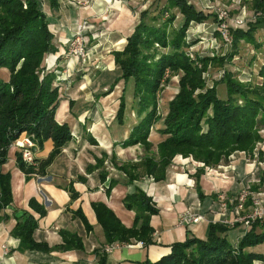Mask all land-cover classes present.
Returning <instances> with one entry per match:
<instances>
[{
  "label": "trees",
  "instance_id": "16d2710c",
  "mask_svg": "<svg viewBox=\"0 0 264 264\" xmlns=\"http://www.w3.org/2000/svg\"><path fill=\"white\" fill-rule=\"evenodd\" d=\"M44 1L52 10L59 7L60 0H0V69L9 72L7 81L0 79V217L7 218L5 211L12 210L16 224L11 235L19 240V250L50 253L82 250V242L67 232L61 234L62 243L55 247L36 242L33 233L37 221L25 211L12 209L10 175L1 172L7 163L10 146L22 135L32 138L39 148L48 140L53 143L48 158L38 161L35 166V163L25 164L17 155L16 166L26 179L33 173L43 176L72 140L68 125H60L54 119L58 104L54 72H46L41 66L46 55L56 52L51 22L42 9ZM249 4L256 17L244 28H231V47L223 56L194 59L189 56L186 34L190 24L202 23L210 17L215 21L216 17L212 12L197 11L187 0H165L156 14L142 12L125 48L113 53L120 76L111 89L120 81L125 85L131 81L136 114L140 118L123 146L140 145L144 152L138 162L117 166V170L126 176L127 185H133L141 177L155 182L164 180L166 167L177 156L191 158L203 165L196 176L198 180L205 168L226 163L235 152L253 155L258 144L263 142L264 62L260 63L255 75L250 71L251 79L246 82L240 81L239 73L232 69L233 59L242 54L241 43L250 46L254 52L264 49V38L261 41L258 38L259 32L264 33V0H251ZM175 11L183 17V23L177 29L174 28ZM255 59L256 56L252 57L245 68H251ZM196 63L201 65L200 68ZM210 67L223 69V74L208 85L203 74ZM166 72L170 73L168 77ZM176 75H180L178 92L168 103L167 114L162 118L157 112L158 95L171 76ZM218 84L225 87L224 98L218 95ZM125 107V98L121 96L116 114L121 125ZM161 120L162 128L158 133L165 139L153 153L158 156L155 160V156L150 155L152 145L148 138L151 129ZM102 164L103 159L87 169L91 171ZM105 177L102 172L100 181ZM112 186L110 183L108 190ZM70 196L74 200L77 194L72 192ZM123 205L134 213L131 228L124 227L102 203L91 205L106 243L126 244L135 240L144 246L151 245L150 218L158 213L151 198L136 188L126 195ZM251 205L252 200L248 198L245 206ZM29 207L40 217L46 214L44 206L34 199L29 201ZM77 215L90 230L81 212ZM228 230L225 225L212 223L206 240L188 237L182 243L173 244L167 257L140 264H252L256 257L244 249L264 242V219L254 222L238 244L229 243ZM99 264H104V260L101 259Z\"/></svg>",
  "mask_w": 264,
  "mask_h": 264
},
{
  "label": "crops",
  "instance_id": "0c3cea01",
  "mask_svg": "<svg viewBox=\"0 0 264 264\" xmlns=\"http://www.w3.org/2000/svg\"><path fill=\"white\" fill-rule=\"evenodd\" d=\"M136 1L60 0L57 10L50 9L46 4L47 11L44 13L50 19L54 45H57L56 52L48 56L44 67L60 71L66 69L68 64L75 66L70 79L56 85L58 104L54 114L58 124L68 125L72 140L63 147L43 176L33 173L25 178L16 166L18 152L15 147H10L7 163L2 166L1 172L10 175L12 209L25 211L37 221V229L33 233L36 242L55 247L62 243L61 234L67 232L80 238L83 249L50 253L19 250V240L11 235L16 220L11 214L12 210L8 209L5 211L7 218L0 217V256L3 257L0 264H99L101 259L104 264H140L145 260L154 263L167 257L173 244L182 243L188 237L206 240L212 223L223 225L222 221L233 220L237 215L243 216L251 208L244 206L243 211L237 214L235 205L229 204L228 209L223 211L219 195L224 194L229 200H233L247 190L254 199L264 200V132L263 142L258 144L253 155L235 152L226 163L215 168H205L198 180L196 176L203 165L180 156L175 157L166 167L164 180L159 182L141 177L133 185H127L126 176L117 170V166L122 163L138 162L143 152L137 146H123L140 118L137 117L133 100V83L130 81L125 85L120 81L111 89L120 76L113 53L125 48L127 38L134 32L142 12L156 14L163 7L155 11V0ZM218 1L187 0V3L197 11L208 14L210 12L204 11V6L218 5ZM175 13L174 23L177 21L178 26L174 25V28L177 29L182 25L183 17L177 11ZM79 27L89 60L77 64L66 59L65 55L67 56L69 39L79 31ZM190 31L193 33L192 37H189ZM187 34V52L191 58H212L226 53L224 48L216 52L217 49L211 47L214 39L217 40L215 46L220 47L213 17L202 23L190 24ZM258 38L262 40L263 37L258 35ZM249 70L253 75L257 73L254 69ZM8 78L7 70L0 69V79L7 81ZM222 86L224 87L223 84L217 85L218 93ZM121 96H124L125 103L131 97V111L136 114L132 119L124 112L122 125L116 119ZM167 111L168 104L164 112L159 113L160 116L164 118ZM158 129L160 128L155 127L149 135L154 148L164 140V137L156 133ZM52 150L51 140L44 142L41 148L34 149V166L38 161L47 159ZM112 156L115 157L113 160ZM102 159V167L88 171V167L95 166L96 161ZM102 172L106 177L101 182ZM110 183L113 186L108 190ZM136 188L151 198L158 211L150 218L153 243L144 246L133 240L126 244H107L91 205L102 203L124 227L131 228L134 225V213L124 207L123 200ZM72 192L77 194L74 200L70 196ZM31 199L44 206L46 214L43 217L29 207ZM78 212L86 219L90 230L85 228ZM185 212L202 217L203 220L178 226V221ZM248 231L250 229L238 223L229 228L227 240L231 245L238 244ZM4 245L9 247L6 256H3L2 251ZM108 245L116 247L106 254L102 249ZM244 251L256 257L252 264H264V242L247 247Z\"/></svg>",
  "mask_w": 264,
  "mask_h": 264
},
{
  "label": "rangeland",
  "instance_id": "374dc122",
  "mask_svg": "<svg viewBox=\"0 0 264 264\" xmlns=\"http://www.w3.org/2000/svg\"><path fill=\"white\" fill-rule=\"evenodd\" d=\"M250 1L251 0H219L218 1V5L206 4L204 6V11H208V12H212L213 13L215 9H225L228 12L229 17H230V20H231L232 18H235L236 16L240 15L241 14V11L244 9L246 11V13L245 14H242L241 16H243L245 18V15H246V18L245 19L248 21V20H251L252 19V15H254L256 17V15L253 13V11L250 10V7H249L250 6V4H249ZM136 2L139 3L141 1L140 0H137ZM46 4L48 5V3H46L44 1L43 2V8H42L43 9V12L44 11H47V5ZM163 4H164V0H155V2H154L155 11L158 10L161 6H163ZM174 25H177L178 26L177 21H176V23H174ZM196 32H198V31L196 30ZM192 34H193L192 31H190V33H189L190 36L188 34H186L187 40L189 39L188 36L189 37H192L193 36ZM195 34H197V33H195ZM258 35H260L261 37L264 38V33L259 32ZM260 41H261V39H260ZM216 43H217V40L214 39L212 41V46H211L212 48L217 49L216 52L220 48L226 49V52L230 50V47H224L222 45V43L219 42V41H218V43L220 44V47L218 48V45L215 46ZM55 45H57V44H55ZM84 47H85V44H84ZM67 48H69V46ZM240 48H241L242 54L240 56H238V57H236V58L233 59L232 63L234 64V67L232 69L234 71H236V72L239 73L238 74V78L240 79V81L246 82L247 79H251V77L249 78L248 75L246 76V74L250 73V70H249L250 68L249 69H246L245 68V66L247 65V62L252 57L256 56L255 61L252 63L253 65H251L252 66L251 69H254L255 71H257L260 63L261 62H264V60H262L264 58V49H261L260 51L257 50V51L254 52L253 49L250 46H245V44H243V43L240 44L239 49ZM50 55L51 54H48V55H46L43 58V61H42V64H41L42 67H44V65H46V63L48 62V59H49L48 56H50ZM241 56H242V58H241ZM65 57H66V59L68 58L66 55H65ZM191 59H194V58H191ZM196 64L200 68L201 65L198 64V63H196ZM44 69H45L46 72H50V71H53L54 72V75H55L54 87L56 88V85H59L60 83L67 82L70 79V77L72 76V74L75 71V66L74 65L71 66V65L68 64L66 69H62L60 71H56L55 69H53V68H51L49 66L47 68H44ZM222 74H223V69L210 67L208 69V71H206L203 74V77H205V79L207 80L208 85H211L212 84V80L221 77ZM169 75H170V73L166 72V77H168ZM58 78L60 80H58ZM179 78H180V75L171 76L170 81L167 84V86H165L164 89H163V91H161V93L158 95V99H157V112H158V114L159 113L162 114L164 112V109L167 108V104L177 94V92H178V81H179ZM129 85H131V84H129ZM219 90H220V92L218 93V95L221 94V95H219V97L220 98H223L224 95H225L224 87L223 86L220 87ZM132 101H131V97L129 96L127 98V101H126V103H127L126 106L127 107L124 110V112H125V115H130V117L133 119V118L136 117V114H135V111H133V112L131 111V108H132L131 105L133 106ZM161 122H162V120L160 122H157L154 125V127L151 129L150 133L152 131H154L155 127H159L161 129L162 128V123ZM156 133L159 134L158 131H156ZM159 136L160 137H164L161 134H159ZM23 137H25V135H22L17 140H19V139H21ZM164 139H165V137H164ZM151 140L155 141V138H152ZM16 141H14V143ZM148 142L151 143L149 138H148ZM161 142H159V143H161ZM14 143L10 147H13ZM158 144L154 148L153 147V144L151 143L152 148H151V154L150 155H151V157L155 156V160H158V156H157V154L156 155H153V153H156ZM135 146H137L138 148H140V150H142V152H143V148L140 145H135ZM140 150H139V152L141 153ZM143 155H144V152L142 153V157H143ZM260 201L262 202V205L264 206V200H260ZM249 211H251V209Z\"/></svg>",
  "mask_w": 264,
  "mask_h": 264
},
{
  "label": "built area",
  "instance_id": "2783aa9c",
  "mask_svg": "<svg viewBox=\"0 0 264 264\" xmlns=\"http://www.w3.org/2000/svg\"><path fill=\"white\" fill-rule=\"evenodd\" d=\"M213 13L215 14L216 17L215 20L216 32H218L219 40L224 47H231V43H232V38L230 35L231 28H235V29L244 28L247 22L255 19L254 15H252V19L248 21L245 19L246 15L245 18L241 16L242 14L246 13L244 9L241 11L240 15L236 16L235 18H232L231 20L228 12L225 9H215ZM78 30L79 31L69 39L68 42L69 48L67 49V53H66L67 57L71 61L77 64L87 62L89 60V53L84 47V38L81 34V28H78ZM248 76L249 78L251 77V75ZM58 80L60 79L58 78ZM246 81H250V79H247ZM13 147H15V149L18 152V155H20L21 160L25 164L33 165L35 163L33 150L37 148V145L32 138L25 136L17 140L14 143ZM248 198H251L252 200V205L250 208L251 211H249L247 214L243 216L237 215L233 220L222 221L223 225H225L228 228H233L236 224L239 223V224H243L246 229H251V226L254 222L261 221L264 219V206L262 205V202L258 199H254L251 193L248 192L247 190L242 191L233 200H229L224 194L218 196L221 209L223 211L228 209L229 204H234L237 210V214L238 212L243 211V208ZM202 220H203L202 217L186 212L181 215L178 221V226L194 224ZM115 247L116 245H108L105 246L102 249V251L108 254ZM2 251H3V256H6L9 251L8 245H4L2 247ZM2 259L3 257L0 256V262L2 261Z\"/></svg>",
  "mask_w": 264,
  "mask_h": 264
}]
</instances>
